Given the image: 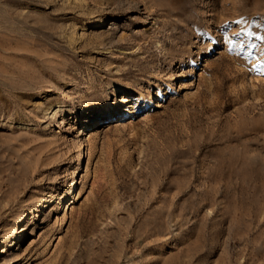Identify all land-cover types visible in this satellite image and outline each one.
I'll return each mask as SVG.
<instances>
[{"label":"rangeland","instance_id":"374dc122","mask_svg":"<svg viewBox=\"0 0 264 264\" xmlns=\"http://www.w3.org/2000/svg\"><path fill=\"white\" fill-rule=\"evenodd\" d=\"M0 264H264V0H0Z\"/></svg>","mask_w":264,"mask_h":264},{"label":"bare ground","instance_id":"6f19581e","mask_svg":"<svg viewBox=\"0 0 264 264\" xmlns=\"http://www.w3.org/2000/svg\"><path fill=\"white\" fill-rule=\"evenodd\" d=\"M218 45V44H217ZM210 51V50H209ZM111 108V105H107L105 108H104V112H108ZM74 184V183H73ZM15 237V236H14ZM13 237V238H14ZM15 243V242H14Z\"/></svg>","mask_w":264,"mask_h":264},{"label":"snow or ice","instance_id":"6c2138e0","mask_svg":"<svg viewBox=\"0 0 264 264\" xmlns=\"http://www.w3.org/2000/svg\"><path fill=\"white\" fill-rule=\"evenodd\" d=\"M249 35H251V34H249ZM254 47V46H253Z\"/></svg>","mask_w":264,"mask_h":264}]
</instances>
